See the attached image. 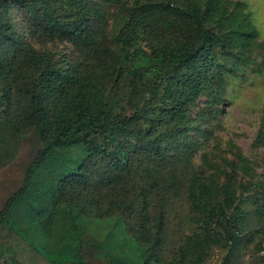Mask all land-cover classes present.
<instances>
[{
    "label": "trees",
    "instance_id": "16d2710c",
    "mask_svg": "<svg viewBox=\"0 0 264 264\" xmlns=\"http://www.w3.org/2000/svg\"><path fill=\"white\" fill-rule=\"evenodd\" d=\"M263 67L246 0H0V156L42 143L0 207V264H264L259 163L205 149Z\"/></svg>",
    "mask_w": 264,
    "mask_h": 264
},
{
    "label": "rangeland",
    "instance_id": "374dc122",
    "mask_svg": "<svg viewBox=\"0 0 264 264\" xmlns=\"http://www.w3.org/2000/svg\"><path fill=\"white\" fill-rule=\"evenodd\" d=\"M246 1L250 3L253 10L260 38L264 39V0ZM202 100L198 102L199 107L204 105ZM222 108L225 110L221 111L217 118L211 119L206 126L211 134L206 136L205 149L211 151L215 159H220L223 156H232L231 144L236 143L247 156L259 163L258 172L264 173V148L254 145L260 120L264 116V67L261 72L247 79H232L228 88L227 100ZM24 137L17 152L12 147L5 153V162L0 156V207L4 204L5 196L20 186L26 169L42 145L34 131ZM200 154L196 156L198 164H200ZM91 226L90 234L93 240L102 241L103 246L108 247L104 239L112 226L111 222L109 220L100 222L98 219H93ZM115 237L116 239L113 237L115 241L112 240L111 249L115 253H120L123 250L121 249L123 243L120 241L119 234H115ZM122 246L126 247L125 244ZM104 250L107 251V249ZM217 250L211 256L212 261L209 264H224V252L221 250L217 252ZM101 253L102 250L99 251L100 256H102Z\"/></svg>",
    "mask_w": 264,
    "mask_h": 264
},
{
    "label": "crops",
    "instance_id": "0c3cea01",
    "mask_svg": "<svg viewBox=\"0 0 264 264\" xmlns=\"http://www.w3.org/2000/svg\"><path fill=\"white\" fill-rule=\"evenodd\" d=\"M217 252H219L218 250H217ZM218 257H219V255H218ZM211 257L206 261V263L205 264H209V263H211Z\"/></svg>",
    "mask_w": 264,
    "mask_h": 264
}]
</instances>
